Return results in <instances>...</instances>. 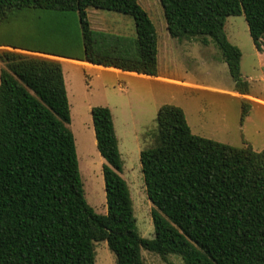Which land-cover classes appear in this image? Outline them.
<instances>
[{
	"label": "trees",
	"instance_id": "1",
	"mask_svg": "<svg viewBox=\"0 0 264 264\" xmlns=\"http://www.w3.org/2000/svg\"><path fill=\"white\" fill-rule=\"evenodd\" d=\"M159 1L169 35L198 37L204 46L213 40L235 91L249 94L242 53L225 25L243 14L261 51L264 0ZM90 7L133 17L136 36L93 29ZM17 24L19 44L0 41V47L158 76V35L138 0H0V30ZM0 60V264H96L98 242H107L116 264H145L142 250L163 260L175 254L185 264H264V150L194 135L181 107L162 106L154 144L140 154L154 206L155 237L145 239L121 177L111 110H91L107 162L102 215L85 198L61 63L14 52ZM250 108L242 103V122Z\"/></svg>",
	"mask_w": 264,
	"mask_h": 264
},
{
	"label": "rangeland",
	"instance_id": "2",
	"mask_svg": "<svg viewBox=\"0 0 264 264\" xmlns=\"http://www.w3.org/2000/svg\"><path fill=\"white\" fill-rule=\"evenodd\" d=\"M138 3L147 12L158 35L157 77L117 73L10 47H0V54L14 52L27 58L61 63L85 198L102 215L107 214L103 175L107 162L97 149L91 110L94 107L111 110L123 161L121 177L131 193L137 228L143 238L153 239L154 206L147 196L140 154L154 144L159 109L164 105L181 107L194 135L237 148L250 146L256 152L263 151L264 40L262 50H257L245 16L227 18V38L240 49L242 77L250 84L249 94L243 95L235 91L228 66L211 38L208 46L198 37L174 39L169 35L160 1L138 0ZM87 11L93 29L136 36L133 17L92 7ZM20 29L18 24L12 29L3 28L0 41L19 44ZM2 68L4 64L0 60V72ZM243 102L251 108L242 122ZM95 252L96 264H116L107 242L95 243ZM142 257L145 264H185L175 254L163 260L142 250Z\"/></svg>",
	"mask_w": 264,
	"mask_h": 264
},
{
	"label": "crops",
	"instance_id": "3",
	"mask_svg": "<svg viewBox=\"0 0 264 264\" xmlns=\"http://www.w3.org/2000/svg\"><path fill=\"white\" fill-rule=\"evenodd\" d=\"M73 61H75V60H73ZM77 62H79V61H77ZM81 65H83V66H88V63H87V65H85L86 64V62H79ZM78 63V64H79ZM74 64V63H73ZM75 64H76V62H75ZM89 66H91V65H89ZM102 69H105V70H109V71H113V72H117V73H123V72H120V71H118V70H111V69H115V68H109V69H107V68H102ZM127 74H129V73H127ZM146 77V76H145ZM147 78H150V77H148L147 76Z\"/></svg>",
	"mask_w": 264,
	"mask_h": 264
},
{
	"label": "water",
	"instance_id": "4",
	"mask_svg": "<svg viewBox=\"0 0 264 264\" xmlns=\"http://www.w3.org/2000/svg\"><path fill=\"white\" fill-rule=\"evenodd\" d=\"M12 49H14V50H18V49H15V48H12ZM21 51H24V50H21ZM37 54H39V53H37ZM40 55H44V54H40ZM45 56H47V57H55V58H59V57H56V56H49V55H45Z\"/></svg>",
	"mask_w": 264,
	"mask_h": 264
}]
</instances>
